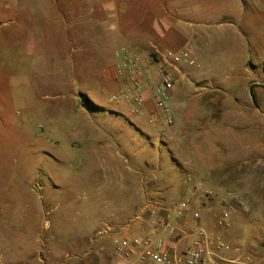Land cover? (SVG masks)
<instances>
[{
    "label": "rangeland",
    "instance_id": "1",
    "mask_svg": "<svg viewBox=\"0 0 264 264\" xmlns=\"http://www.w3.org/2000/svg\"><path fill=\"white\" fill-rule=\"evenodd\" d=\"M41 2L0 0V264L106 256L99 235L73 247L65 231L81 228L106 198L107 209L127 201L141 178L146 199L167 208L190 192L188 174L213 192L211 223L225 193L243 203L212 231L228 246L218 264H264V0L202 10L216 33L192 42L196 66L181 67V112L189 117L179 124L171 112L168 128L99 90L98 72L82 71L96 67L53 42ZM126 92L129 84L115 94ZM31 208L57 222L54 232L40 228L25 241Z\"/></svg>",
    "mask_w": 264,
    "mask_h": 264
},
{
    "label": "crops",
    "instance_id": "2",
    "mask_svg": "<svg viewBox=\"0 0 264 264\" xmlns=\"http://www.w3.org/2000/svg\"><path fill=\"white\" fill-rule=\"evenodd\" d=\"M41 6L47 9V23L51 26L53 42L64 41L69 47V54L78 51L80 57L84 58L82 65L94 66L95 69L87 68L82 71L98 72L97 83L99 90L110 91L112 94L117 91H127L128 84L122 76L117 73L119 63V51L128 47L140 52L142 55H156L158 52L171 49L179 50L183 45L192 42H200L211 38L216 32L204 23L200 15L204 9H224L241 7L242 0H40ZM217 3V4H215ZM63 32V35L61 34ZM57 42V43H58ZM65 47V46H64ZM194 49V45H192ZM183 65L175 73L176 84L170 90V107L175 118L187 121L189 113H182L186 102L181 101L183 89L186 84L183 80ZM152 86L153 81H149ZM254 85H260L255 82ZM145 97L150 96V91L144 93ZM146 112L152 111V104L149 100L145 103ZM180 136L183 134L178 128ZM170 134L172 133L169 130ZM178 150L182 149L178 146ZM134 190L125 202L116 205L115 209H107L106 198L97 204L95 211L85 214V223L81 228L70 235L65 231V241L70 238L71 246L81 247L84 242H93V237L106 226L111 228L110 233L98 236V242L106 246V256L98 255L77 260L72 264H130L129 260L113 256L110 249L113 242L121 235L143 236L152 229L154 219L150 217L149 211L136 217L141 209V204L150 193L144 186L143 179L136 180ZM113 199L119 201L120 190L111 193ZM209 202V201H208ZM206 203L202 219L205 227L214 231L215 222L211 223V211L214 203ZM196 207V202L192 204ZM29 210V208H28ZM28 217L29 232L23 238L26 241L31 238L32 233L36 234L41 229H52L54 232L56 220L51 222L42 215L39 209H30ZM27 212V211H26ZM29 213V212H28ZM171 212L161 204L158 210V218L164 217ZM24 217V216H23ZM63 222L68 219L65 214L58 215ZM136 217V218H134ZM157 219V218H156ZM130 221V222H129ZM128 223L125 228L124 224ZM187 227L196 225L189 213L179 221ZM43 224V225H42ZM69 234V235H67ZM173 239V238H172ZM23 240V241H24ZM95 240V241H96ZM174 240V239H173ZM191 239L186 238L176 243L178 248L190 244ZM71 243V242H70ZM69 243V244H70ZM226 261V259H225ZM230 261V260H227ZM67 264H70L69 262ZM226 264V263H220Z\"/></svg>",
    "mask_w": 264,
    "mask_h": 264
},
{
    "label": "built area",
    "instance_id": "3",
    "mask_svg": "<svg viewBox=\"0 0 264 264\" xmlns=\"http://www.w3.org/2000/svg\"><path fill=\"white\" fill-rule=\"evenodd\" d=\"M180 65L196 66L194 49L189 43L177 51L167 49L156 55H142L134 49L123 47L119 51L117 73L130 85L131 93H114L110 99L121 98L130 104V113L145 115L149 124L159 121L168 128L173 122L169 103L170 90L176 84L175 73ZM149 81L154 84L151 86ZM147 90L150 91L148 98L144 95ZM147 100L152 104V111L148 113L145 110ZM187 179L191 182V190L167 206L166 210L171 213L155 219L151 231L146 235L130 236L126 233L119 236L111 251L113 256L127 259L130 264H218V260H225L221 253L228 249V246L205 227L202 219L203 209L212 198L213 192L191 174L187 175ZM193 201L196 202L194 208ZM220 204L222 208L216 217L215 225L224 227L228 225L230 209L243 203L229 191L220 198ZM159 208L161 204L158 199H146L136 217L145 211L157 216ZM187 213L196 222V225L190 228L179 222ZM129 222L124 224L125 228ZM111 231L112 229L106 226L98 235L102 236ZM186 238L191 239L190 244L178 248L176 243ZM91 251L92 249L88 248L86 254Z\"/></svg>",
    "mask_w": 264,
    "mask_h": 264
},
{
    "label": "trees",
    "instance_id": "4",
    "mask_svg": "<svg viewBox=\"0 0 264 264\" xmlns=\"http://www.w3.org/2000/svg\"><path fill=\"white\" fill-rule=\"evenodd\" d=\"M253 100H254V98H253Z\"/></svg>",
    "mask_w": 264,
    "mask_h": 264
}]
</instances>
